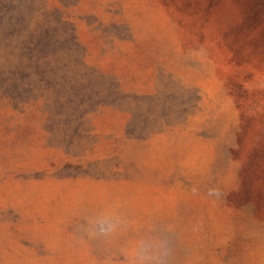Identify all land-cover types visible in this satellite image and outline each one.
<instances>
[{"label": "rangeland", "instance_id": "rangeland-1", "mask_svg": "<svg viewBox=\"0 0 264 264\" xmlns=\"http://www.w3.org/2000/svg\"><path fill=\"white\" fill-rule=\"evenodd\" d=\"M16 3L73 39L0 93V264H264V0Z\"/></svg>", "mask_w": 264, "mask_h": 264}, {"label": "trees", "instance_id": "trees-1", "mask_svg": "<svg viewBox=\"0 0 264 264\" xmlns=\"http://www.w3.org/2000/svg\"><path fill=\"white\" fill-rule=\"evenodd\" d=\"M2 1L12 7H0V93L10 96L23 91L26 62L38 72L40 64L48 63L42 60L73 37L43 19L33 21L35 11H22L16 0ZM49 81L56 83L55 75Z\"/></svg>", "mask_w": 264, "mask_h": 264}, {"label": "clouds", "instance_id": "clouds-1", "mask_svg": "<svg viewBox=\"0 0 264 264\" xmlns=\"http://www.w3.org/2000/svg\"><path fill=\"white\" fill-rule=\"evenodd\" d=\"M216 193L210 190L209 195ZM120 224L119 218L111 210L101 211L87 222L89 238L115 235ZM129 264H169L171 249L166 242L155 236H143L130 241L126 248Z\"/></svg>", "mask_w": 264, "mask_h": 264}]
</instances>
